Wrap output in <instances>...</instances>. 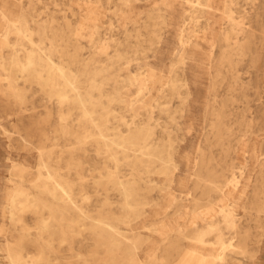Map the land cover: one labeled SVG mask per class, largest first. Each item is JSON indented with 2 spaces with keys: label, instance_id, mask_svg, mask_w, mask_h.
Segmentation results:
<instances>
[{
  "label": "rangeland",
  "instance_id": "1",
  "mask_svg": "<svg viewBox=\"0 0 264 264\" xmlns=\"http://www.w3.org/2000/svg\"><path fill=\"white\" fill-rule=\"evenodd\" d=\"M9 1L21 4L31 13H39L40 17L53 14L59 22L62 16L70 19L77 27L72 38L79 40L82 58L95 56L91 54L92 40L97 41L100 51L125 50L131 75L152 70L164 81L177 80V93L172 95L167 85L156 84L140 91L149 106L137 109L140 102L134 101L140 97L139 92L134 87L123 88L121 93L128 103L113 102L108 106L112 115L107 123L109 128L123 132L126 127L123 123L147 122L154 136L160 134L162 143L169 142L172 147V173L150 176L155 187L146 200L133 195L125 201L106 180L107 173L115 171L114 164L98 151L100 147L94 139L89 136L84 139L81 129L71 135L62 133L55 110L51 114L46 112L49 103L36 85H23L17 80L18 94L23 93V97L7 95V75L0 67V264H9L7 247L17 250L21 246L23 255L34 257V264H209L220 255L234 258L235 264H246L247 255L235 256L229 251L232 236L229 228L233 220L241 228L249 229L248 248L252 249L253 234L264 218L256 217L251 208L264 189V0H211L208 3L211 7L205 4L207 0H190L193 4L186 0ZM196 2L204 6L189 27L195 30L205 22L212 27L210 36L216 48L213 69L209 72L218 75L208 78L203 66L195 78L184 82L183 61L173 57L174 52H180L173 50L175 22L185 10H193L188 6H196ZM161 14L166 16L163 22L159 19ZM157 29L155 40L152 33ZM7 31L9 28L0 25L1 58L6 57L15 43L12 32L3 37ZM226 33H229L227 41ZM30 38L21 43L27 47L38 44L36 36ZM43 45L49 46L47 41ZM67 50L72 53L71 46ZM119 74L120 80L123 72ZM110 85L104 86L105 94L111 92ZM209 90L218 97L230 93L236 98L230 108L235 114L229 140L231 146L240 149L236 155L213 150L220 167L234 174L237 185L227 188L224 198L215 202L229 216L226 222L217 216L211 228L207 222L212 207L194 208L190 198L180 192L186 191L192 176L191 153L202 134L201 115L193 111L197 106L194 100L196 95ZM74 114L65 123L76 125L79 116ZM86 129L87 135L92 133V129ZM112 132L109 129L107 133ZM183 146H191L186 165ZM41 161L48 164L47 170L39 167ZM116 171L119 176L129 175V167L122 159ZM39 174L43 183L46 176L52 177L45 184L57 199L39 188ZM54 181L69 198L62 195ZM169 183L168 189L161 190ZM13 188L22 190L24 196L11 203L9 195ZM174 197L178 201L174 202ZM73 203L90 218H78L73 210H68ZM49 209L56 211L59 220H51ZM10 216L12 220L8 219ZM100 220L124 236V244L112 255L97 243L99 227L95 223ZM192 232L195 233L192 240L179 237ZM257 232L264 235V222ZM136 238L141 239V244L133 251L128 244ZM177 238L175 248L171 242ZM251 262L264 264V238Z\"/></svg>",
  "mask_w": 264,
  "mask_h": 264
},
{
  "label": "bare ground",
  "instance_id": "2",
  "mask_svg": "<svg viewBox=\"0 0 264 264\" xmlns=\"http://www.w3.org/2000/svg\"><path fill=\"white\" fill-rule=\"evenodd\" d=\"M120 1L122 2V0ZM125 1L127 0H123V2ZM186 1L190 2V0ZM210 2L211 0H207L205 4L211 7L208 4ZM190 4L193 3L190 2ZM203 6L204 4L201 2H196V6H188L189 9L193 10H185L184 15L175 22V47L173 50L178 49L180 52H174L173 57L180 62L183 61L182 77L184 82L190 77L195 78L196 73L203 66L206 67L208 78L211 79L212 76L218 75L217 72L215 74L209 72L213 69L216 48L215 41L210 36L212 27L206 22L203 27L195 30H190L189 27L190 23L196 21V13H199ZM159 19L163 22L166 16L161 14ZM59 20L53 14L40 17L39 13H31L21 4L12 3L9 0H0V25L9 28V31L2 35L7 38L12 32L15 37V43L10 47L6 57H0V67L7 75L5 78L6 93L14 98L23 97V93L18 94L17 80H21L23 85H36L46 95L49 103V106L45 107L46 112L51 114L52 110H55L59 122L58 129L68 135L75 134L77 129L78 131L81 129L82 137L84 139L87 136L92 137L97 146L100 147L98 151L104 153L105 159L114 164L115 171L107 173L106 180L122 195L124 200L126 201L133 195H141L142 200H146L155 187L154 179L150 176L157 173L164 175L172 173V147L169 142L168 145L162 143L160 134L154 136V131L147 122L123 123L126 126L123 132L116 128H109L107 123H109V117L112 115H110L108 106L113 102L127 104L128 100L123 96L121 90L134 87L140 94V97L134 101L140 102V107L137 109L145 108L149 104L142 98L140 91L156 84L159 86L167 85V89L173 95L177 93V80L168 79L164 81L152 70L131 75L128 68L127 51L119 48H115L111 52L100 51L97 49L96 40L90 41V47L94 49L91 54L95 56L82 58L79 53L81 51L80 42L78 39L72 38L75 37L76 25L65 16H62L60 22ZM158 30L152 33L155 40L159 34ZM32 35L36 36L39 41L34 47H27L21 43L24 39L31 40ZM224 37L227 41L229 33H226ZM45 41L49 45L47 48L43 45ZM61 43L63 46L60 45ZM70 46L72 47L71 54L67 50ZM189 51L191 56L190 53H187ZM101 55L104 56V59H101ZM100 63L103 64L100 65ZM119 72H123L120 80L117 79L120 77ZM108 84L112 85H110L111 92L105 94L104 86ZM22 88L24 89V86ZM209 91L203 95H196L194 100L197 106L193 107V111L201 115L202 134L197 139L193 153H191L193 155L192 176L188 180L186 191L180 190V192L190 198L194 208L209 209L210 206L212 207L209 209L211 212L207 222L211 228L214 227L217 216L218 218L222 217L224 222L229 216L223 207L216 205L215 202L224 198L227 188L237 185L234 174L230 170L220 167V161L214 157L213 150L217 148L219 153L230 152L236 155L239 154L240 149L231 146L229 140L232 118L235 114L230 108L232 103L236 102V98L230 93H226L224 97H218L214 91ZM187 109L189 110L188 107ZM74 113L79 116L76 125L65 123V120ZM87 127L92 129V133L88 135L86 133ZM109 129L113 131L110 134L107 133ZM189 152H191V146H183V165H186L190 159ZM121 159L129 167L128 176H119L116 171ZM39 167L47 170L49 166L46 162L41 161ZM262 167H264V163ZM142 175H145V178ZM42 177L41 174L38 175L39 188L43 192L52 194V196L55 195V192L51 193L45 184V180L50 181L52 177L46 176L44 183ZM53 184L56 187L59 186L62 195L69 198L65 189L57 181H54ZM169 186L170 183L161 190L168 189ZM259 194L260 196L257 197L251 208L255 211L256 217L261 215L264 217L263 188ZM21 196H24V192L13 188L9 195L10 202L12 203L13 199ZM53 198L57 199V196H53ZM174 200L176 202L178 198L174 197ZM70 203L72 204V202ZM69 209L73 210L78 218H90L74 203L73 206H68ZM49 210L51 211V220L58 219L55 215L56 211ZM8 219L12 220V217L10 216ZM230 221L231 227L229 229L232 231V236L229 238L228 247H231L229 251L235 256L247 255L246 264H252L251 258L259 252L264 238L263 234L257 232L264 222V218L258 222L259 224L253 234L254 246L252 249L248 248L251 237L249 229H243L233 220ZM44 225L47 227L46 224ZM95 226L99 227L97 243L105 247L106 253L112 255L113 252L119 251V247L124 244L123 234L102 220L97 221ZM195 233L183 234L179 237L181 236L180 239L183 240H192V235ZM196 238L199 239L200 235ZM178 242L179 238L171 242V246L176 248ZM140 244L141 239L136 238L128 245L135 251ZM5 251L9 264H34L35 259L32 263L33 256H28L27 253L26 255L22 254V246L17 250L7 247ZM235 262L234 258L220 255L209 264H235Z\"/></svg>",
  "mask_w": 264,
  "mask_h": 264
}]
</instances>
